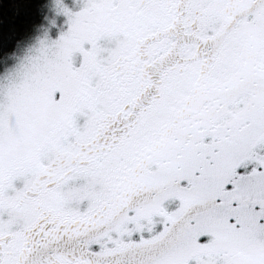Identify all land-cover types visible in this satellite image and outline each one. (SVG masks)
<instances>
[{
	"label": "snow or ice",
	"instance_id": "obj_1",
	"mask_svg": "<svg viewBox=\"0 0 264 264\" xmlns=\"http://www.w3.org/2000/svg\"><path fill=\"white\" fill-rule=\"evenodd\" d=\"M0 38V264H264V0H32Z\"/></svg>",
	"mask_w": 264,
	"mask_h": 264
},
{
	"label": "trees",
	"instance_id": "obj_2",
	"mask_svg": "<svg viewBox=\"0 0 264 264\" xmlns=\"http://www.w3.org/2000/svg\"><path fill=\"white\" fill-rule=\"evenodd\" d=\"M33 13L32 0H0V38L30 22Z\"/></svg>",
	"mask_w": 264,
	"mask_h": 264
}]
</instances>
